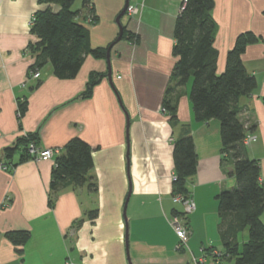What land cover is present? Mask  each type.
<instances>
[{
  "label": "crops",
  "instance_id": "obj_1",
  "mask_svg": "<svg viewBox=\"0 0 264 264\" xmlns=\"http://www.w3.org/2000/svg\"><path fill=\"white\" fill-rule=\"evenodd\" d=\"M124 1L88 0L83 7L81 0V8L76 9V21L88 28L90 46L107 50L111 45L110 83L106 57L91 55L84 57L73 78H57L47 63L39 81L27 80L34 58L26 50L36 40L29 21L46 4L0 0V164L7 166L0 168V264H188L204 249H222V230L231 216L218 211L216 195L234 188L236 180L233 167L223 161L220 123L215 118L195 121L191 79L170 94L174 111H162L166 88L174 84L173 29L182 0H129L140 6V12L135 17L125 13L120 23L137 35L135 43L127 37L117 40L116 17ZM90 9L96 17L93 23L88 22ZM211 15L217 25L213 47L218 72L239 33L258 36L242 55L257 86L239 97L237 106L245 135L254 136L245 150L259 162L264 188V0H214ZM91 72L106 76L90 96L82 97ZM17 99L25 102L19 119ZM172 114L176 118L171 119ZM185 130L193 137L197 158L195 173L185 183L195 208L186 216L187 250H177L178 238L168 221L182 211L172 201V147ZM25 132L36 133L37 148L60 152L73 137L86 141L92 151L89 175L96 191L86 185L77 189L59 185L51 192L55 157L21 159L23 152L18 150L7 158L5 149ZM7 197L9 205L1 206ZM92 209H97L95 219L87 217ZM18 229L30 231L21 255L5 236ZM247 238V229L237 235L241 243ZM204 264L215 263L207 256Z\"/></svg>",
  "mask_w": 264,
  "mask_h": 264
},
{
  "label": "trees",
  "instance_id": "obj_2",
  "mask_svg": "<svg viewBox=\"0 0 264 264\" xmlns=\"http://www.w3.org/2000/svg\"><path fill=\"white\" fill-rule=\"evenodd\" d=\"M39 2L46 6L32 15L29 28L36 40L27 47L34 58L28 72L41 70L49 63L57 78L68 79L77 75L85 56L105 58L106 47H91L87 26L76 21L79 10L71 8L75 0ZM87 3L88 0H82L83 7ZM213 7L214 0H185L184 7L179 10L173 29L175 41L172 53L176 61L171 81L174 84L166 88L163 107L166 112L174 111L170 94L176 86L184 85L191 79L189 97L194 119L203 123L211 118L219 121L223 161L233 167L236 180L234 188L222 190L216 195L218 211L226 217L231 216L222 230V250L225 252L223 262L264 264V223L260 219L264 212V188L259 178V162L247 156L242 143L245 128L239 119L240 109L237 106L238 98L251 94L257 86L256 78L247 72L243 64L242 55L248 44L257 42L258 36L251 31L239 33L226 54L224 69L218 72L217 51L213 47L217 31L211 15ZM92 12L90 9V23L96 20ZM122 28L121 38L127 37L131 42H137V35L128 33L124 26ZM105 76V72H91L81 96H90L93 87ZM16 102L19 119L23 116L25 102L21 99ZM174 118L176 116L172 114L171 119ZM36 138V133L21 134L15 144L5 149V156L9 158L22 150L21 159L33 158L30 153L28 155L27 149L30 143L35 145ZM172 154L176 176L173 180V194L186 195L188 191L185 183L195 173L197 163L193 137L188 130L174 141ZM54 159L51 192L59 185L73 189L86 185L89 191H96V182L89 175L93 167L92 151L86 141L79 137L69 139L63 151ZM51 200L49 203H52ZM87 217L95 219L97 209L88 211ZM245 229L248 231L247 240L238 242L237 235ZM5 236L21 255L30 231L10 230ZM211 248L204 251H210Z\"/></svg>",
  "mask_w": 264,
  "mask_h": 264
},
{
  "label": "built area",
  "instance_id": "obj_3",
  "mask_svg": "<svg viewBox=\"0 0 264 264\" xmlns=\"http://www.w3.org/2000/svg\"><path fill=\"white\" fill-rule=\"evenodd\" d=\"M181 5L179 10H181L185 5V0L181 1ZM140 12V6L137 4H128L126 9V14L130 17H135ZM88 22H91V17L89 15ZM32 24V18L29 21V25ZM28 49L26 50V52ZM29 53V51H28ZM41 76L40 70H31L27 74V80L30 79H38ZM163 112H166L164 107L162 108ZM254 136L252 135H245L242 139L243 145H247ZM28 149L30 154L33 156L34 159H49L51 157H56L60 153V149H51V148H44L40 149L37 148L33 143L28 145ZM1 169H7L5 164H0ZM176 179L175 174L172 175V181ZM9 198L7 197L4 202L1 203V206L9 205L8 202ZM173 203H178L182 206V211L180 213L173 214L169 219V224L172 227L173 231L175 232L178 242L176 245L177 250H187V241L189 238V227L186 222V216L191 213L194 208L195 204L193 199L191 198L190 194L187 193L183 195L181 193H176L172 195ZM225 252L222 249H210V251L202 252L199 256H192L191 260L188 264H204L206 261L207 256H209L215 264H224L222 257L224 256ZM66 264H72L71 262H67Z\"/></svg>",
  "mask_w": 264,
  "mask_h": 264
},
{
  "label": "water",
  "instance_id": "obj_4",
  "mask_svg": "<svg viewBox=\"0 0 264 264\" xmlns=\"http://www.w3.org/2000/svg\"><path fill=\"white\" fill-rule=\"evenodd\" d=\"M128 4H129V0H125L124 1V6H123L122 10L119 12V14L116 17V22L119 25V35L117 37V40H119L121 38L122 31H123L122 25L120 23V18L126 13V9H127ZM110 48H111V45L107 48L106 53H105V57H106V61H107V64H108L107 77H108L109 82L112 83V81H111V74H110V70L111 69H110V64H109V52H110ZM118 100H119V97H118ZM125 115H126V131H125V133H126V141H127V144H128V141H129V116H128V114L126 112H125ZM128 159L129 158H128V149H127V151H126L127 166H128V162H129ZM229 170L232 171V167H229ZM128 198H129V192H128L126 198H125V202H124V205H123V215H124V218H125V211H126V206H127ZM127 237H128V230H127V223H126V229H125L126 242H127Z\"/></svg>",
  "mask_w": 264,
  "mask_h": 264
},
{
  "label": "rangeland",
  "instance_id": "obj_5",
  "mask_svg": "<svg viewBox=\"0 0 264 264\" xmlns=\"http://www.w3.org/2000/svg\"><path fill=\"white\" fill-rule=\"evenodd\" d=\"M73 10L79 9L81 8V0H75V2L73 3L72 7ZM191 81V80H190ZM191 87V84H190ZM260 219L262 220V222L264 223V213L261 214Z\"/></svg>",
  "mask_w": 264,
  "mask_h": 264
}]
</instances>
